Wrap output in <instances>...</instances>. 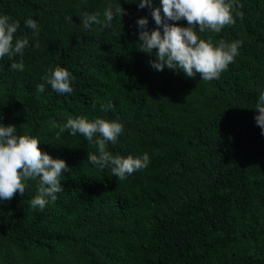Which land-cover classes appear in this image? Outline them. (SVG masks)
<instances>
[{"label":"trees","instance_id":"1","mask_svg":"<svg viewBox=\"0 0 264 264\" xmlns=\"http://www.w3.org/2000/svg\"><path fill=\"white\" fill-rule=\"evenodd\" d=\"M118 3L127 15L111 29L83 28L85 12L103 18ZM240 4L243 19L204 34L213 45L241 41L240 54L219 80L202 81L156 71L155 57L139 51L138 19L163 34L151 15L159 0L144 9L135 0H0V15L19 21L17 35L33 45L23 72L0 60V122L37 137L42 152L71 169L63 173L65 191L43 212L29 204L36 181L0 205V264H264V136L255 123L264 91V0ZM29 18L39 25L35 37L24 27ZM57 66L76 77L74 93L46 86L38 94ZM77 117L123 124L107 150L148 153L150 166L125 181L94 169L87 158L96 149L84 137L56 136Z\"/></svg>","mask_w":264,"mask_h":264},{"label":"clouds","instance_id":"2","mask_svg":"<svg viewBox=\"0 0 264 264\" xmlns=\"http://www.w3.org/2000/svg\"><path fill=\"white\" fill-rule=\"evenodd\" d=\"M128 2V0H125ZM139 9L151 8L152 0H135ZM160 7L152 10L151 15L160 30L148 31V19L137 20L139 28L138 49L149 57H155L151 67L156 71L165 69L183 73L187 78L200 75L202 81L219 80L223 72L235 62L240 54L242 42L220 40L218 45L206 40V32L221 33L225 26L235 25L237 19H243L240 0H159ZM163 13V15H162ZM127 12L120 6H109L103 12H85L80 18L85 30L99 25L104 30L111 29L115 20ZM71 20V18H68ZM186 21L187 26H178L175 22ZM172 22V23H170ZM24 27L38 35L39 25L34 19L24 21ZM21 28L19 21H12L7 15H0V60L7 58L13 62L10 69L17 72L25 70L23 57L25 49L33 47L27 36H18ZM39 47V44L34 45ZM155 50V51H154ZM20 57L19 61L15 58ZM42 83L36 86L38 94L45 93L46 86L58 95L74 93L76 77L66 68L49 69L42 77ZM112 105L101 106V111L111 110ZM255 110V123L264 136V91L258 93ZM124 126L116 120L86 117L69 118L58 126L57 138L67 133L80 135L93 146L95 153L89 152L87 163L100 172L109 171L119 181L129 179L134 173L150 166L148 153L133 157L113 155L107 150L109 143L116 144L122 135ZM40 140L35 136L18 135L17 128L0 122V205L11 201L18 193L23 196L26 183L36 181L35 195L30 199V207L43 212L49 204L55 203L58 194L64 192L61 181L63 173L71 169L66 161L53 159L39 148Z\"/></svg>","mask_w":264,"mask_h":264}]
</instances>
